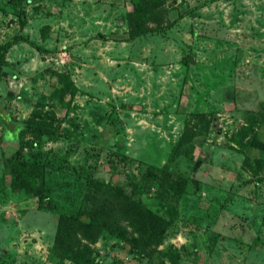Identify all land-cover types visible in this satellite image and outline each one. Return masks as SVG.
Instances as JSON below:
<instances>
[{"label":"rangeland","instance_id":"obj_1","mask_svg":"<svg viewBox=\"0 0 264 264\" xmlns=\"http://www.w3.org/2000/svg\"><path fill=\"white\" fill-rule=\"evenodd\" d=\"M133 1L0 0V114L28 119L0 126V264H74L51 245L82 209L91 264H264V0H152L128 40Z\"/></svg>","mask_w":264,"mask_h":264},{"label":"trees","instance_id":"obj_2","mask_svg":"<svg viewBox=\"0 0 264 264\" xmlns=\"http://www.w3.org/2000/svg\"><path fill=\"white\" fill-rule=\"evenodd\" d=\"M153 4L154 2H152V0H138L131 3L132 7L129 12L130 19L128 22V40L146 31L147 28L145 27L144 21L149 17L150 9L154 6ZM19 21L23 24V14H19ZM11 43V41L0 43V73L1 66L4 63V55ZM65 78L67 81L62 86L61 90L71 88L70 93H73L74 87L69 77L65 76ZM27 125L28 119L16 121L7 114H0V126L2 127L4 138L8 141L13 140L14 142L16 136L19 135V133L25 129ZM13 152L14 154H17L18 149L15 148ZM31 164L30 162L16 159L13 155L3 154V165L9 170L8 173L10 174V183H12L13 186L16 185L28 191H32L34 198L40 206L47 209L54 208L43 188L38 186L37 190L33 191L34 181H30V183H28L30 178V174H27L29 167H32V169H38L37 165ZM21 173H24L27 176H21ZM57 219L56 229L51 245L53 254L74 264H91V250L89 246L81 240H86L87 243H93L100 233V226L95 219L91 217L90 212L82 209L73 214L59 215ZM142 224L143 225L141 226L143 227H139L140 229L137 230L139 233L137 239L140 238V242H142L141 239H143L141 230H143L144 233L151 239L158 237L160 234V232H158L159 230L156 227L155 229L150 227L151 224H149L148 218H145ZM117 235L122 238H126V231L121 229ZM137 239L136 241H138Z\"/></svg>","mask_w":264,"mask_h":264},{"label":"water","instance_id":"obj_3","mask_svg":"<svg viewBox=\"0 0 264 264\" xmlns=\"http://www.w3.org/2000/svg\"><path fill=\"white\" fill-rule=\"evenodd\" d=\"M187 61H189L190 63H192V57L191 56L187 57Z\"/></svg>","mask_w":264,"mask_h":264}]
</instances>
